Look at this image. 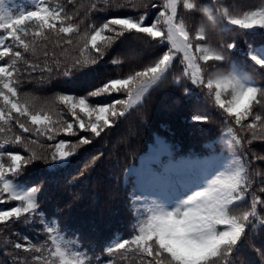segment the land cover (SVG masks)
Listing matches in <instances>:
<instances>
[{"label": "snow or ice", "instance_id": "snow-or-ice-1", "mask_svg": "<svg viewBox=\"0 0 264 264\" xmlns=\"http://www.w3.org/2000/svg\"><path fill=\"white\" fill-rule=\"evenodd\" d=\"M67 5L31 0L15 6L13 0H0V134H5L0 142V231L30 222L44 236L42 242L27 236L23 243L11 241L12 264H116L130 253L139 256L140 264H234L246 242L257 233L264 238V174L258 170L264 168V155L250 148L253 141H264V6L236 12L226 0H209L208 6L200 0H95L89 19L104 15L82 29L74 0ZM196 14L200 24L190 26L185 17ZM209 27L251 37L253 43L245 41L246 59L237 51L235 36L213 46ZM49 44L59 57L50 54ZM130 44L148 59L126 74L106 78L86 95L58 94L37 107L25 91L33 79L50 83L54 76L72 77L106 57L122 68L123 61L111 56ZM223 62L229 64L226 73L220 70ZM254 66H259V83L247 71H257ZM170 77L193 101L189 119L196 125L212 122L200 94L220 112L226 129L220 137L223 151L178 159L175 146L161 140L140 157L139 167L114 163L111 180L124 193L134 228L128 238L109 237L98 254L96 243L86 246L76 236L78 229L61 223L48 186L61 179L82 183L105 153L73 169L77 150L102 138L142 105L153 86ZM98 97L107 101L93 99ZM129 154L136 158L134 150ZM41 164L43 180L38 182L29 174ZM79 199L80 193H73L68 206ZM13 201L15 206H9ZM256 251L264 259V249Z\"/></svg>", "mask_w": 264, "mask_h": 264}, {"label": "trees", "instance_id": "trees-1", "mask_svg": "<svg viewBox=\"0 0 264 264\" xmlns=\"http://www.w3.org/2000/svg\"><path fill=\"white\" fill-rule=\"evenodd\" d=\"M30 2L31 0H13L15 6H28ZM94 2L95 0H74L80 19L84 21L81 26L82 29L91 20H99L104 15V13H98L92 16L91 20L89 19L88 10ZM159 2L160 0H157V3ZM200 2L204 6L209 4V0H200ZM226 2L236 12L264 6V0H226ZM51 3L53 5H67V0H51ZM67 7L70 10L72 8L71 5H67ZM152 11L153 13L156 12L155 9ZM179 11L183 12L184 10L181 8ZM185 19L190 26L198 27L200 24V14L186 16ZM233 36L238 43V53L246 59L243 57L247 48L245 41L247 40L248 44L253 43L251 37L245 36L243 33L224 34L212 27L208 29V39L213 46L221 41L231 42ZM261 42V37L257 35L255 37L256 46H259ZM53 51L59 57V50L53 49L52 44H49L50 54ZM111 59L123 61V67L113 65L106 57L100 65L92 66L72 77L54 76L50 83L33 79L31 83L26 85L25 91L35 98L37 107L45 101H53L58 94L86 95L88 90H92L93 86L102 83L106 78L115 76L119 72L126 74L131 67H135L148 57L130 44L114 51ZM248 63L252 64L253 62L248 61ZM254 67L257 71L254 72L252 69L247 71L259 83V66ZM220 70L225 73L228 72L230 70L229 64L223 62ZM211 71H215V69L213 68ZM33 75L38 77L39 73ZM93 99L107 101L106 97ZM199 99L202 106L212 116V122L204 128L199 127L189 119L193 101L185 98V94L172 83L170 77L169 80L164 81L159 86H153L142 105L131 110L110 130L106 129V134L102 133V138H96L91 145L82 146L77 150L73 169L76 167L83 169L85 164L89 163L92 157L101 151L105 153V157L102 158L103 163L90 168L87 178L83 179L82 183L68 184L61 179L58 184L49 185L48 188L51 207L60 209L57 215L62 224L79 230L76 236L80 237L81 243L86 246L88 241L96 243L99 254V245L103 244L109 237L122 236L128 238L133 231L134 221L127 201L124 199V193L118 192L111 180L112 173L115 171L112 167L114 163L119 162L121 165L128 163L138 167L140 157L148 155L150 149L155 148L161 140L175 146L179 151L178 159L193 153L223 151V143L220 137L222 133L226 132V129L221 123L222 115L203 94H200ZM59 109L60 106L58 105L54 107V110ZM81 115L83 114L81 113ZM85 118L87 119V117ZM13 131L19 133V129L14 128ZM4 135L0 134V142H2ZM69 139L74 141V138ZM250 148L251 153L264 155V141L255 140ZM129 149L135 151L136 158L131 157ZM43 167V164L39 165L38 168L32 169L29 175L35 177L38 182L42 181L40 169ZM258 170L264 174V168L258 166ZM65 175L67 176V173ZM67 180H71V176H67ZM258 181L259 177L257 178ZM73 193H80V199L74 201L69 207L68 201L72 200ZM15 203L14 201L9 202V206H15ZM15 233L21 235L17 236ZM69 235L71 236V234ZM23 236L29 237L34 242L38 237L41 242L44 239L42 231L34 229L30 222L27 225L23 223L11 225L10 229L0 231V264H12L10 242L23 243ZM76 236H71V238L75 239ZM257 248L264 249V238L259 233L252 237L250 242L245 243L240 256L233 258L234 264H264V259L256 251ZM23 255L21 252L20 257ZM102 259L107 260V255L102 256ZM116 264H140V258L130 253L126 260L117 259Z\"/></svg>", "mask_w": 264, "mask_h": 264}, {"label": "rangeland", "instance_id": "rangeland-1", "mask_svg": "<svg viewBox=\"0 0 264 264\" xmlns=\"http://www.w3.org/2000/svg\"><path fill=\"white\" fill-rule=\"evenodd\" d=\"M150 153H152V151H150ZM150 153H149V154H150ZM146 156H147V155H146ZM140 163H141V160H140V162H139V165H138V167L140 166Z\"/></svg>", "mask_w": 264, "mask_h": 264}, {"label": "bare ground", "instance_id": "bare-ground-1", "mask_svg": "<svg viewBox=\"0 0 264 264\" xmlns=\"http://www.w3.org/2000/svg\"><path fill=\"white\" fill-rule=\"evenodd\" d=\"M154 148L151 149V151L153 152Z\"/></svg>", "mask_w": 264, "mask_h": 264}]
</instances>
